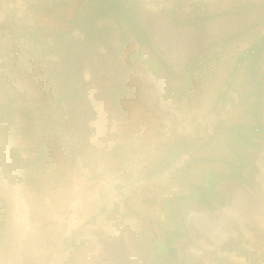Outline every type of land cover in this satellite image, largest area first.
<instances>
[{
    "label": "rangeland",
    "instance_id": "rangeland-1",
    "mask_svg": "<svg viewBox=\"0 0 264 264\" xmlns=\"http://www.w3.org/2000/svg\"><path fill=\"white\" fill-rule=\"evenodd\" d=\"M137 1L151 49L135 60L134 38L124 46L118 25L103 19L111 51L94 46L82 78L68 79L70 65L56 57L33 69L31 61L33 72L56 70L46 80L49 106L27 117L0 111V264H264V148L235 147L234 155L227 131L245 121L236 99L248 88L245 69L233 103L216 108L238 56L264 34L256 26L264 0ZM36 2L0 0V78L18 52L3 31L8 15L62 34L80 8L49 17L31 10ZM74 36L86 43L82 32ZM259 71L264 82V57ZM22 76L11 75L18 89ZM242 157L259 170L255 188L219 182L227 203L214 211L187 198L208 172ZM201 158L218 162L189 165ZM182 196L172 216L167 201ZM176 228L186 235L179 260L167 261L156 247Z\"/></svg>",
    "mask_w": 264,
    "mask_h": 264
},
{
    "label": "trees",
    "instance_id": "trees-1",
    "mask_svg": "<svg viewBox=\"0 0 264 264\" xmlns=\"http://www.w3.org/2000/svg\"><path fill=\"white\" fill-rule=\"evenodd\" d=\"M74 4L79 5L80 8L76 9L73 16L66 20L67 31L62 34H54L44 26H29L16 16L8 15L6 17L3 31L9 33L12 39L17 42L18 52L13 55L14 61L9 73L4 78H0V111L3 115L20 114L27 117L29 114L33 115L35 111L49 106L46 99L48 87L46 80L58 76L55 75L56 70L50 71L43 67V64L39 70L33 72L32 69L37 66L36 61L41 62L46 57H56L57 60L68 63L70 65L67 71L68 79L75 81L77 75L81 78L83 76L81 71L84 67L83 62L86 61L84 57L89 60L90 54L97 52L94 46H100L111 51V27L107 25L98 26V22L103 19H110L118 25L124 46L129 43L130 36L134 38L139 46V53L134 55L135 60L140 57L143 48L151 49L153 47L150 34L140 20L137 0H37L30 8L36 14L50 17L58 16L63 9H68ZM219 16L222 14L215 15V17ZM202 20H210V18ZM261 25H264V22L256 26ZM75 31L83 33L86 43H89L88 46L74 36ZM263 57L264 34L238 56L236 66L230 75V81L224 92L216 100V108L226 105L228 102L233 103L230 90L237 87L239 72L245 69L249 76L247 79L248 88L238 93L236 97V99L239 98V104L244 109L245 121L227 129L230 135L229 146L234 155H237L235 147L258 150L264 148V82L259 71ZM90 60L89 67L92 70H97L94 59L91 58ZM31 61H35L33 67ZM99 62L104 67L106 58L101 55ZM161 64L163 61L158 58L152 64L151 72L158 71ZM61 73L59 71V74ZM18 74L23 75L20 77L23 84L20 89L17 88V85L12 84L13 78L11 77V75L16 77ZM111 80L113 79L111 78ZM73 88L71 92L76 91L75 87ZM31 101L38 107L33 110L30 109L26 103ZM219 130L217 127L216 132ZM201 161L218 162L201 158L192 161L189 165ZM20 163V158L15 156L14 166ZM225 164L227 170L221 172L212 170L206 174L203 185H192V192L187 198L210 211H214L218 207H224L227 203L226 198L217 192L216 187L219 182L233 181L251 189L256 187L255 177L259 170L247 158L242 157L238 162L225 161ZM184 198L186 197L182 196L179 199L172 198L167 201L172 216L176 212H180L179 200ZM185 235L177 228L165 231L163 240L157 244L156 255L164 257L167 261H178L179 254L176 244ZM71 240L74 242V238ZM119 264L127 263L123 261Z\"/></svg>",
    "mask_w": 264,
    "mask_h": 264
},
{
    "label": "crops",
    "instance_id": "crops-1",
    "mask_svg": "<svg viewBox=\"0 0 264 264\" xmlns=\"http://www.w3.org/2000/svg\"><path fill=\"white\" fill-rule=\"evenodd\" d=\"M263 118H264V108H263Z\"/></svg>",
    "mask_w": 264,
    "mask_h": 264
}]
</instances>
